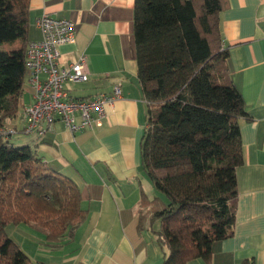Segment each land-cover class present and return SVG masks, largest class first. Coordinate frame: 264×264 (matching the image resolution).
I'll use <instances>...</instances> for the list:
<instances>
[{
    "label": "trees",
    "instance_id": "trees-1",
    "mask_svg": "<svg viewBox=\"0 0 264 264\" xmlns=\"http://www.w3.org/2000/svg\"><path fill=\"white\" fill-rule=\"evenodd\" d=\"M28 3L0 0V128L17 113L27 78ZM133 8L146 105L140 161L159 194L139 212L137 228L155 237L160 264H210L212 243L233 232L235 169L243 163L239 120L249 118L224 64L222 1L134 0ZM16 40L14 51L1 47ZM16 134L0 133V264H46L29 260L5 227L23 223L55 242L74 235L85 211L76 183L33 147L11 144Z\"/></svg>",
    "mask_w": 264,
    "mask_h": 264
},
{
    "label": "crops",
    "instance_id": "crops-1",
    "mask_svg": "<svg viewBox=\"0 0 264 264\" xmlns=\"http://www.w3.org/2000/svg\"><path fill=\"white\" fill-rule=\"evenodd\" d=\"M221 1L224 64L249 118L239 120L243 163L235 169L233 232L212 243L210 264H264V0ZM133 7L134 0H29L26 42L40 39L36 19L43 14L74 25V41L59 48L60 66L85 55L88 80L67 82L69 94L88 99L109 94L114 85L121 93L104 106L100 125L71 133L57 121L42 135L23 134V108L32 103L27 73L19 109L3 122L19 133L9 142L33 147L51 169L71 178L85 211L71 238L32 247L40 258L29 256L34 263L160 264L163 259L152 233L137 228L139 212H147L148 201L159 194L140 161L146 105L137 78ZM19 46V40L1 45L9 52ZM187 264L207 263L196 258Z\"/></svg>",
    "mask_w": 264,
    "mask_h": 264
},
{
    "label": "built area",
    "instance_id": "built-area-1",
    "mask_svg": "<svg viewBox=\"0 0 264 264\" xmlns=\"http://www.w3.org/2000/svg\"><path fill=\"white\" fill-rule=\"evenodd\" d=\"M40 39L28 41L25 47L24 65L28 84L32 89V103L23 108L25 124L22 133L36 132L42 135L61 121L71 133L100 125L104 106L121 95L118 85L109 94H100L88 99L72 97L67 91V82H86V56L81 55L67 67L60 66V46L72 43L74 25L64 18L43 14L36 19ZM0 133L16 134L15 129L0 128Z\"/></svg>",
    "mask_w": 264,
    "mask_h": 264
},
{
    "label": "rangeland",
    "instance_id": "rangeland-1",
    "mask_svg": "<svg viewBox=\"0 0 264 264\" xmlns=\"http://www.w3.org/2000/svg\"><path fill=\"white\" fill-rule=\"evenodd\" d=\"M6 128V127H5ZM5 231L7 236L14 241L16 244H18L21 249L24 251V253H29L26 254L29 260L31 258L29 256L33 255L32 259H40L39 257H36L38 255L36 249L32 248L34 246H40L43 244V246L46 245V243H53L52 241L46 240L44 235L31 228L30 226L20 223V224H8L5 227ZM33 261V260H31ZM41 262V261H40ZM36 263V262H35Z\"/></svg>",
    "mask_w": 264,
    "mask_h": 264
}]
</instances>
